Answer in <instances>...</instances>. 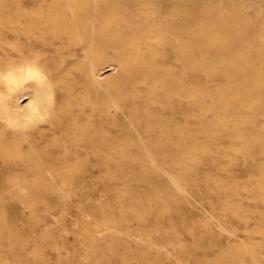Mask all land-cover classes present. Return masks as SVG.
I'll return each instance as SVG.
<instances>
[{
    "label": "rangeland",
    "instance_id": "rangeland-1",
    "mask_svg": "<svg viewBox=\"0 0 264 264\" xmlns=\"http://www.w3.org/2000/svg\"><path fill=\"white\" fill-rule=\"evenodd\" d=\"M58 1L0 0V4H15L34 12ZM244 9L264 33V0H248ZM160 12L162 17L169 16V5L162 6ZM119 29L125 36L131 34L126 24ZM6 35L7 39L0 38V58L6 60L10 53L15 67L27 62L18 53H37L38 62L45 66L58 63L60 55L56 53H79V58H69L58 70L66 80H77V89L85 86L82 53H100L105 60L100 67L109 79L105 86L88 92L96 97L110 91L123 107L111 108L114 115L107 116L105 106L93 110L82 100L83 91L76 98H66L73 106L86 104L81 123L91 118V123L111 129L127 145L101 162L94 153L80 149V162L77 169L72 168L69 180L57 178L41 190L34 186L29 196L9 175L25 172L32 177L37 171L29 169V164L17 166L0 158V264H217L221 256L235 260V264H264V195L260 189L264 145L256 143L252 155L245 146L254 137L264 141V115L253 118L245 137L214 129L215 135L208 140L210 156L184 142V138L202 135L204 124L213 123L220 114L232 120L231 124L245 116L224 114L213 104L211 95L200 104L187 96L189 92L213 93L226 83L225 75L188 68L172 40L157 44L153 38L139 47L113 41L85 52V42L67 43L57 50L55 47L62 45L59 41L31 40L13 31ZM157 47L161 49L155 55L162 73L159 83L163 88L165 81H174L181 88L162 102L151 93L150 82L138 80L141 73L133 68L138 53L149 55V50ZM7 85L0 75V92L8 101L29 102L33 80L26 81L23 91L10 94H6ZM63 85L54 83L55 106L67 102ZM161 112L162 152L153 145L161 133L144 128L151 115ZM134 113L142 116L138 132L130 127ZM71 121L64 118L59 124L55 119L53 124L42 120L41 128L32 134L35 146L50 165L63 167L65 159L73 165L77 159L61 144ZM13 137L14 132L6 130L5 138ZM141 139L150 144L151 154L137 144ZM23 148L26 151L29 145ZM155 186L160 188L163 202L157 201ZM167 191L176 197L168 196Z\"/></svg>",
    "mask_w": 264,
    "mask_h": 264
},
{
    "label": "bare ground",
    "instance_id": "bare-ground-1",
    "mask_svg": "<svg viewBox=\"0 0 264 264\" xmlns=\"http://www.w3.org/2000/svg\"><path fill=\"white\" fill-rule=\"evenodd\" d=\"M247 1L175 0L171 4L166 0H59L34 12L15 4H0V38L7 39L6 33L13 31L19 35L24 34L31 40L39 38L45 42L59 41L62 45L56 46L57 50L65 48L67 43L85 42V52L92 50L97 44L113 41L120 44L133 43L139 47L142 44L148 45L149 40L153 38L157 44L172 40L176 52L188 68L212 75H225L227 78L226 83L218 86L213 93L206 91L187 93L191 102L200 104L207 95H211L213 104L221 107L224 114L227 112L231 116L245 114L242 119L237 118L232 124L230 123L232 120L220 114L213 123L204 124L202 135L184 138L186 144L195 149H203L210 156L212 151L208 140L215 135L212 133L214 129H219L222 133L228 132L235 137H245L247 125L253 118L259 114L264 115V33L257 20L250 18L244 9ZM164 5H169L171 10L170 15L166 17L160 14ZM122 23L130 27L129 36H125L119 29ZM212 51L216 54L208 55ZM160 52L161 49L157 47L150 49L149 55L138 53L133 68L137 73H141L138 80L150 82L153 86L151 93L162 102L166 95L178 92L181 88L174 81H165L163 88L159 83L162 73L159 72L160 67L156 64L155 55ZM18 54L27 62L17 67L13 66L10 53H7L6 60L0 58V75L5 77L8 84L6 94L23 91L27 88L26 81L29 79L34 81V85L30 100L24 105L19 102L11 103L0 92V158L3 162H12L17 166L29 164V169L37 171L32 177L25 172L9 175V179L20 184L23 194L29 196L34 186L41 190L45 183L57 178L69 180L72 168L77 169L80 162V149H85L88 154L94 153L97 162H101L113 152L120 151L119 147L123 148L127 144L111 129L91 123V118L81 123L80 118L85 113L86 104L78 103L73 106L71 100L66 98L70 95L76 98L83 91L82 100L90 103L93 110L105 106L107 116L114 115L111 108L123 107L117 95L111 94L110 91L96 97L89 94L90 89L98 90L99 87L105 86L109 79L100 67L105 62L100 53H82L80 63L85 76L83 90L77 89L76 84L79 85L77 80H66L64 74H59L58 71L69 58H79V53L75 51L56 53L60 55L58 63L47 66L38 62L37 53ZM65 73H70L69 69ZM55 82L64 83L62 88L67 101L58 106L54 104ZM64 118L72 121L67 122L66 137L62 139L61 144L66 152L76 155L77 162L70 165L67 164L69 160L65 159L63 167H59L49 164L50 160L35 146L32 134L41 128L39 121L49 120L53 123L58 119L60 124ZM141 121L142 116L134 113L130 126L134 132L139 131L137 124ZM145 122L144 128L147 132L161 133L160 139L153 145L159 147L162 152V112L151 115ZM8 129L14 132L11 140L5 138ZM259 139L254 137L245 145L250 155L258 142L264 145V141ZM26 144L29 145V149L25 151L23 145ZM137 144L148 155L153 151L150 144L143 139ZM165 151L166 149L162 154L165 155ZM150 161L159 160L151 158ZM260 189L264 195V170ZM155 194L157 201H164L165 198L158 186H155ZM166 194L172 198L176 197L172 191H167ZM30 200L34 204L35 200ZM235 263V260L227 261L223 256L217 262Z\"/></svg>",
    "mask_w": 264,
    "mask_h": 264
}]
</instances>
